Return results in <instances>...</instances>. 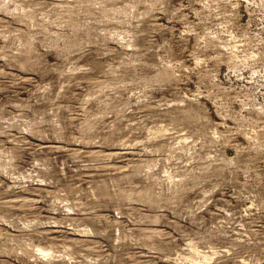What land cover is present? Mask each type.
I'll list each match as a JSON object with an SVG mask.
<instances>
[{
    "label": "rangeland",
    "instance_id": "1",
    "mask_svg": "<svg viewBox=\"0 0 264 264\" xmlns=\"http://www.w3.org/2000/svg\"><path fill=\"white\" fill-rule=\"evenodd\" d=\"M0 264H264V0H0Z\"/></svg>",
    "mask_w": 264,
    "mask_h": 264
}]
</instances>
